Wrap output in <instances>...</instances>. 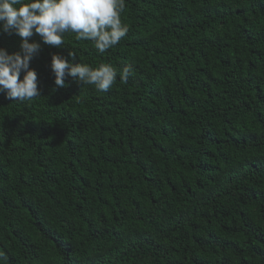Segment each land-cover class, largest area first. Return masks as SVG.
Instances as JSON below:
<instances>
[{
	"label": "trees",
	"instance_id": "trees-1",
	"mask_svg": "<svg viewBox=\"0 0 264 264\" xmlns=\"http://www.w3.org/2000/svg\"><path fill=\"white\" fill-rule=\"evenodd\" d=\"M121 21L103 54L34 35L41 96L0 94V264H264V0H125ZM68 51L113 86L57 87Z\"/></svg>",
	"mask_w": 264,
	"mask_h": 264
},
{
	"label": "clouds",
	"instance_id": "clouds-1",
	"mask_svg": "<svg viewBox=\"0 0 264 264\" xmlns=\"http://www.w3.org/2000/svg\"><path fill=\"white\" fill-rule=\"evenodd\" d=\"M124 7L125 0H0V33L20 37L19 51L9 53L0 47V94L13 102L41 96L37 73L30 67L41 49L40 42L31 40L34 35L43 44L63 48L65 35L75 33L76 40L91 41L103 54L128 32L121 21ZM68 57L71 60L51 54L50 68L57 87H64L69 77L72 83L92 85L98 91L113 86L118 73L111 64L92 67L78 62L74 51H68ZM131 72L130 67H124L120 79L126 81Z\"/></svg>",
	"mask_w": 264,
	"mask_h": 264
}]
</instances>
